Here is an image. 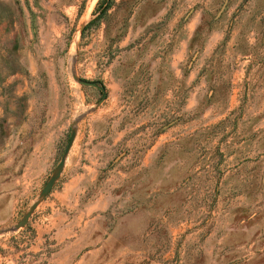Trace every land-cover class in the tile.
Here are the masks:
<instances>
[{
	"label": "rangeland",
	"instance_id": "374dc122",
	"mask_svg": "<svg viewBox=\"0 0 264 264\" xmlns=\"http://www.w3.org/2000/svg\"><path fill=\"white\" fill-rule=\"evenodd\" d=\"M0 264H264V0H0Z\"/></svg>",
	"mask_w": 264,
	"mask_h": 264
},
{
	"label": "water",
	"instance_id": "95a60500",
	"mask_svg": "<svg viewBox=\"0 0 264 264\" xmlns=\"http://www.w3.org/2000/svg\"><path fill=\"white\" fill-rule=\"evenodd\" d=\"M89 84H91V85H94V86H97V84L96 83H94V82H90ZM102 90H103V88L102 87H100Z\"/></svg>",
	"mask_w": 264,
	"mask_h": 264
},
{
	"label": "crops",
	"instance_id": "0c3cea01",
	"mask_svg": "<svg viewBox=\"0 0 264 264\" xmlns=\"http://www.w3.org/2000/svg\"><path fill=\"white\" fill-rule=\"evenodd\" d=\"M65 196L67 198L68 195L65 194ZM40 237H41V234L39 233L37 238H40Z\"/></svg>",
	"mask_w": 264,
	"mask_h": 264
}]
</instances>
